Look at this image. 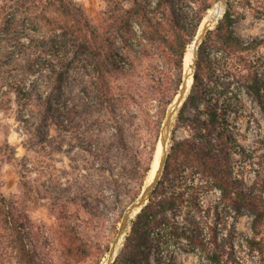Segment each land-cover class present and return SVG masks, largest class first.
I'll use <instances>...</instances> for the list:
<instances>
[{
    "label": "rangeland",
    "instance_id": "rangeland-1",
    "mask_svg": "<svg viewBox=\"0 0 264 264\" xmlns=\"http://www.w3.org/2000/svg\"><path fill=\"white\" fill-rule=\"evenodd\" d=\"M73 1L82 6L101 39L108 38L101 32L110 16L105 12L115 9V1L124 9L147 11L157 3ZM217 1L173 0L177 25L171 29L169 21L161 13L157 15L155 19L165 24L166 43L147 58L137 54L140 45L136 39L141 28L136 21L131 24L136 39L128 47L114 36L109 44L99 40L105 48L100 57L91 53L81 56L74 50L75 54L69 55L74 64L60 81L51 70L59 71L63 54H57L54 44L41 35L44 28L34 31L39 29L35 28L36 23L25 18V14L16 13L8 36L18 37L22 32L36 42L31 45L23 38L0 45V58L5 56L4 51L13 50V43L29 46L19 53V59L7 71L9 74H0V80L17 82L25 94L31 95L10 92V107L0 110V193L18 212L26 213L27 243L37 250L40 260L50 257L63 264L68 257L67 264H106L124 211L140 196L153 163L158 160L160 132L167 110L178 94L179 76L182 80L185 54L191 42L180 67L174 53L179 43L197 36L207 12ZM224 3L223 15L209 30L214 31L210 39L218 38L215 29L220 22L222 28L243 42L264 38V0ZM3 20L2 17L0 29ZM97 48L94 44L93 49ZM112 54L121 58L114 60ZM34 59L40 63L32 67ZM227 61L231 73L217 71L212 78L205 73L201 99L196 105L187 103L183 107L190 88L175 114L168 141L169 171L181 168L187 183L192 184L197 177L189 166H180V149L210 142L228 178L237 181L244 192L259 194L260 188H264V117L258 100L247 90L253 85L261 89L264 97V40L254 50L237 52ZM116 67L123 71H116ZM107 68H111L108 74ZM194 73L195 68L193 76ZM248 75L251 85H244L242 77ZM104 83L112 88L108 94ZM220 199L221 192L215 187L204 189L201 194L203 213L210 214L209 224H213L218 210L227 229L234 225L238 233L252 236L253 215L249 209L244 207L240 213L223 209ZM174 219L182 223L180 216ZM198 222L200 230L195 235L203 238L206 229L203 222ZM191 232L194 233H187ZM232 242L235 256L228 255L227 264H264V259L250 252L238 234ZM140 264L208 263L198 247L182 239L169 245L158 243Z\"/></svg>",
    "mask_w": 264,
    "mask_h": 264
},
{
    "label": "trees",
    "instance_id": "trees-1",
    "mask_svg": "<svg viewBox=\"0 0 264 264\" xmlns=\"http://www.w3.org/2000/svg\"><path fill=\"white\" fill-rule=\"evenodd\" d=\"M173 5V0H157L155 8L147 11L144 8L124 9L115 1V9L105 12L110 16L106 17V26L101 32L102 36L104 34L108 38L101 39L99 30L89 22L82 6L73 0H0V19L2 17L4 19V24L0 29V45L5 41H19L23 38H26L31 45L36 42L35 39L28 38L22 32L18 37L8 36L15 25L14 16L16 13L25 14L24 16H28L25 18H31L32 22L36 23L35 28H39L34 31L44 28L45 31L41 35L50 42L49 44H54L53 50L57 54L61 52L62 56H66H61L59 59V71L51 70L60 81V78L62 79L74 64L73 57H69V55L75 54L74 50L81 56L91 53L93 57H100L104 53L103 45L114 36L120 37L128 47V43L132 39H136L131 25L133 21H136L141 28V35L139 39H136L140 45L138 56L147 58L151 51H160L166 43L165 24L161 22V19L158 18V21L155 18L161 13L164 19L169 21L170 28H175L177 24ZM165 7L171 11H165ZM119 10L121 13L117 14ZM226 20H229V17H226ZM201 21L202 19L198 26ZM120 30L123 32H119ZM213 32L209 31L198 47L193 84L183 107L187 103L196 105L201 99L205 73L210 78L216 75L217 71L225 75L230 74L232 67L226 60L237 52L254 50L261 46L264 40V38L247 42L238 40L232 32L222 28L221 22L215 29L218 37L216 40L210 39V34ZM193 36L188 39L189 41L178 44V49L174 54L179 59V67L185 49L193 40ZM99 40H103L104 44H99ZM94 44L98 46L97 49H93ZM11 47L13 50L4 51L5 56L0 58V74L3 72L9 74L7 71L19 59V53L29 46L24 43L20 45L13 43ZM16 48H20V51H16L18 50ZM112 56L114 60L120 57L118 54H112ZM38 63L40 61L34 59L30 64L34 67L38 66ZM99 69L101 70V67ZM107 69L109 70H106L105 73L108 74L111 72V68ZM115 70L123 71L118 67ZM181 77L179 76V82ZM6 79L4 78L2 82L0 80V110L10 107L11 99L8 96L10 92L31 97L28 93L25 94L17 82ZM242 79H244V85H251L249 84V75ZM103 85L107 94L111 92L110 86L107 87L105 83ZM249 88L248 93L252 92L258 100L264 117V97L261 89L253 85ZM126 97L132 98V95L126 94ZM180 113L183 114V110ZM209 143H205V145L197 143L194 148L180 146L179 154L182 157L180 166H189L191 172L197 177L195 178L197 179L196 183L194 179L190 185L187 183L189 180L186 178L184 170L178 168L169 171L170 156L168 155L160 181L147 204L130 221L123 246L113 264H140L142 258L147 260L148 253L158 247V243L169 245L178 243L182 239L198 247L208 264H227L226 257L232 253L235 256L234 242H232L235 233L246 243L250 252H256L264 259V188H260L259 194L244 192L237 181H231L228 178ZM212 187L220 190L219 205H223V209L233 210L237 213H240L244 207L249 209L253 215L252 236L238 233L234 225L233 229H227V222L219 217L218 210L215 212L213 224H209L210 214L203 213L201 194L204 189L209 190ZM178 216L181 217L182 223L174 219ZM198 219L204 223V229H206L203 238H200V235H195V232L200 230L197 227ZM26 225V213L18 212L11 202L7 201L0 193V264H58L50 257H45L44 261L39 259L37 250L27 243ZM188 225H192V228ZM189 231L194 233L188 234ZM230 257L233 259L232 256ZM67 261L68 257H65L63 264H67Z\"/></svg>",
    "mask_w": 264,
    "mask_h": 264
},
{
    "label": "water",
    "instance_id": "water-1",
    "mask_svg": "<svg viewBox=\"0 0 264 264\" xmlns=\"http://www.w3.org/2000/svg\"><path fill=\"white\" fill-rule=\"evenodd\" d=\"M213 24H214L213 22H207L206 24L203 25L200 33L198 34V38L196 40L197 47H199V45L202 43L207 32L211 29ZM196 60H197V52L195 53L193 71L195 68ZM190 79H191V82H190ZM192 83H193V72L192 74H186L184 72L178 94L175 100L172 102V104L169 106L167 110V113L165 115V119L162 125V129L160 132L159 150H158L159 155H158L157 168L154 174L152 176L151 175L149 176V179L147 183L145 184L140 196L135 201H133L124 211L116 237L112 243V246L110 247L106 264H112V262L114 261V257L118 250V246L129 228L130 220L137 213H139V211L147 204L158 182L161 179V176L163 174V171H164V168L167 162V158H168V141H169L172 127H173L174 117H175V114L178 112L180 106L182 105L183 101L185 100L187 93L191 88Z\"/></svg>",
    "mask_w": 264,
    "mask_h": 264
},
{
    "label": "bare ground",
    "instance_id": "bare-ground-1",
    "mask_svg": "<svg viewBox=\"0 0 264 264\" xmlns=\"http://www.w3.org/2000/svg\"><path fill=\"white\" fill-rule=\"evenodd\" d=\"M224 0H218L207 12V15L202 22V25L199 29V32L197 33V36L191 41L189 48L185 54V59H184V72L186 74H192L193 72V65H194V58H195V53L198 51V47L196 44V40L198 38V34L200 33L202 27L204 24L207 22H213L215 23L217 20L221 18V16L224 13ZM191 82V79H190ZM158 165V160L155 159L152 169H151V176L154 174L156 168Z\"/></svg>",
    "mask_w": 264,
    "mask_h": 264
}]
</instances>
